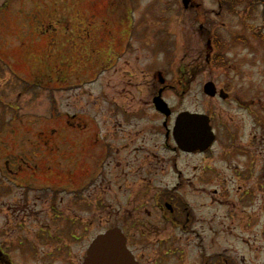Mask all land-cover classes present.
Instances as JSON below:
<instances>
[{
  "label": "flooded vegetation",
  "instance_id": "af4514ba",
  "mask_svg": "<svg viewBox=\"0 0 264 264\" xmlns=\"http://www.w3.org/2000/svg\"><path fill=\"white\" fill-rule=\"evenodd\" d=\"M14 1L0 0V25L4 11L16 13ZM43 1L44 23L69 17L60 0ZM250 37V65L239 64L243 58L231 65L219 34L208 33V49L183 79L165 83L159 73L147 95L139 84L105 115L95 101L91 130L72 150L54 131L35 132L25 148L13 147L15 155L0 150V198L5 174L22 190L11 207L15 226L0 227V264H83L109 231L135 264L257 260L264 251V34ZM158 97L168 116L158 111ZM50 161L60 167L53 180L45 177ZM49 216L60 226L50 229ZM85 218L100 229L81 228L76 220ZM16 249L27 258L14 259ZM71 249L85 250L72 262Z\"/></svg>",
  "mask_w": 264,
  "mask_h": 264
},
{
  "label": "rangeland",
  "instance_id": "374dc122",
  "mask_svg": "<svg viewBox=\"0 0 264 264\" xmlns=\"http://www.w3.org/2000/svg\"><path fill=\"white\" fill-rule=\"evenodd\" d=\"M107 1L109 8L105 0H60L71 13L55 23L41 20L39 10L44 1L17 0L13 2L16 13L3 12L1 152L15 155L18 150L13 147L25 148L27 140H35L39 131H54L61 146L72 150L80 145V136L91 130L95 101L96 111L105 115L113 103H127L129 92L141 89L139 84L148 86L147 95L149 84L159 73L165 83L179 76L183 79L191 60L196 63L199 52L208 49V33L219 34L224 49L233 55L229 57L231 65L239 58L245 61L239 64L250 65V35L255 31L264 34V0L241 5L233 12L220 11L215 0H187L186 9L183 0ZM123 17L127 21L122 22ZM236 35L246 42H238ZM59 171L57 161H50L45 177L56 179ZM2 177L0 227L9 229L16 224L17 213L11 208L14 196L22 190L13 185L16 176ZM48 218L50 229L62 223ZM83 220H76L81 228L87 224V229H100L98 223ZM84 250L71 249L66 258L76 262ZM11 256L20 259L23 254L16 249ZM257 257L252 264H263L264 251Z\"/></svg>",
  "mask_w": 264,
  "mask_h": 264
},
{
  "label": "water",
  "instance_id": "95a60500",
  "mask_svg": "<svg viewBox=\"0 0 264 264\" xmlns=\"http://www.w3.org/2000/svg\"><path fill=\"white\" fill-rule=\"evenodd\" d=\"M183 5L187 8V0L183 1ZM155 104L159 112L169 115V110L165 111L167 105L160 97L155 99ZM83 264H135V262L119 234L116 231H109L92 243Z\"/></svg>",
  "mask_w": 264,
  "mask_h": 264
},
{
  "label": "trees",
  "instance_id": "16d2710c",
  "mask_svg": "<svg viewBox=\"0 0 264 264\" xmlns=\"http://www.w3.org/2000/svg\"><path fill=\"white\" fill-rule=\"evenodd\" d=\"M221 11L233 12L241 5L252 6L255 0H215ZM257 1V0H256Z\"/></svg>",
  "mask_w": 264,
  "mask_h": 264
}]
</instances>
